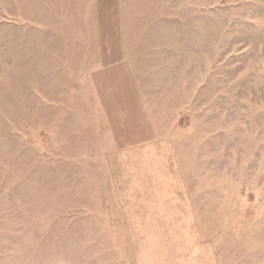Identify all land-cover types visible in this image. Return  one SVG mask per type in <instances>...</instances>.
<instances>
[{
    "label": "rangeland",
    "instance_id": "rangeland-1",
    "mask_svg": "<svg viewBox=\"0 0 264 264\" xmlns=\"http://www.w3.org/2000/svg\"><path fill=\"white\" fill-rule=\"evenodd\" d=\"M0 264H264V0H0Z\"/></svg>",
    "mask_w": 264,
    "mask_h": 264
}]
</instances>
